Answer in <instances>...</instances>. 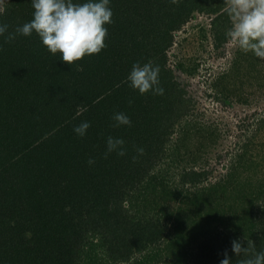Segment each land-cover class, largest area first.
Instances as JSON below:
<instances>
[{"label": "trees", "instance_id": "trees-1", "mask_svg": "<svg viewBox=\"0 0 264 264\" xmlns=\"http://www.w3.org/2000/svg\"><path fill=\"white\" fill-rule=\"evenodd\" d=\"M109 6L107 47L73 65L35 32L0 36V264H220L225 252L238 264L247 257L235 254L233 240L264 251V156L257 161L247 142L210 180L207 153L221 133L191 114L181 81L200 64L174 55L170 65L176 32L197 13L215 15L216 47L229 40L225 0ZM33 12L32 0H5L0 24L12 32ZM234 56L212 88L239 95L244 66L251 88L263 90L264 59ZM149 61L160 68L163 95L129 86L133 64ZM116 113L131 126H114ZM82 122H90L84 136L74 131ZM109 136L124 140L126 155L108 152Z\"/></svg>", "mask_w": 264, "mask_h": 264}, {"label": "clouds", "instance_id": "clouds-1", "mask_svg": "<svg viewBox=\"0 0 264 264\" xmlns=\"http://www.w3.org/2000/svg\"><path fill=\"white\" fill-rule=\"evenodd\" d=\"M170 3L179 5L180 0H170ZM109 4L110 0H86L82 3L76 0H32L33 18L12 32L8 31V24H0V36L7 33L5 42H11L18 35L30 36L35 32L52 55L59 54L64 62L73 65L86 55L99 54L107 47L105 41L108 29L105 25L114 22ZM225 4L232 25L225 33L229 42L236 43L245 53L252 52L264 59V0H225ZM159 73V66H153L151 61L143 65L136 62L127 80L129 86L141 95L149 91L153 95H163ZM113 119L117 122L114 126H131L130 118L123 113H116ZM89 127L90 122H82L74 131L84 136ZM124 143L123 139L109 136L108 152L116 151L119 156L126 155L122 147ZM137 152L143 155L144 149L137 148ZM88 162L95 163L91 158ZM232 250L238 257L242 254L247 257L239 260L238 264H264V251L257 252L252 240H247V247L241 241L233 240ZM224 255L220 264H231L227 252Z\"/></svg>", "mask_w": 264, "mask_h": 264}, {"label": "rangeland", "instance_id": "rangeland-1", "mask_svg": "<svg viewBox=\"0 0 264 264\" xmlns=\"http://www.w3.org/2000/svg\"><path fill=\"white\" fill-rule=\"evenodd\" d=\"M5 0H0V10ZM215 15L197 13L183 27L176 32L175 43L170 50V65H174L176 58L190 63L196 58L200 64L196 74L182 76L189 94L193 97L191 114L196 116L199 123H211L219 128L221 137L209 148L207 153L211 179L216 181L224 176L226 169L247 142L255 154L257 161L264 156V88L256 91L251 88L248 69L243 66L239 75L243 86L239 95L227 98L218 95L212 83L223 72L229 70L235 52L241 50L234 42L226 41L219 47L215 46L211 30V21ZM234 70H236L234 68ZM257 73V72H256ZM241 82L232 80L231 87L241 86ZM258 84V80H256ZM253 81L252 86H254ZM237 90L238 87H237ZM239 93V91H237ZM242 94V95H241ZM263 121V123H262ZM176 138V135L174 136ZM250 140V141H249ZM222 156L221 159L218 156ZM208 167V168H209ZM264 172V163L259 167Z\"/></svg>", "mask_w": 264, "mask_h": 264}]
</instances>
